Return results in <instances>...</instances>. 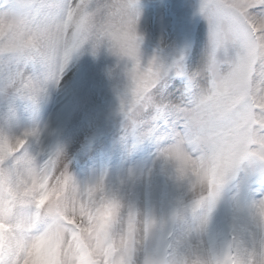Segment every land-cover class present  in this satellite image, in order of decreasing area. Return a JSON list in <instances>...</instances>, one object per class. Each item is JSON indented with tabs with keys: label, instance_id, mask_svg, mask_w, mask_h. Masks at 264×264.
I'll list each match as a JSON object with an SVG mask.
<instances>
[{
	"label": "snow or ice",
	"instance_id": "1",
	"mask_svg": "<svg viewBox=\"0 0 264 264\" xmlns=\"http://www.w3.org/2000/svg\"><path fill=\"white\" fill-rule=\"evenodd\" d=\"M196 13L207 32L190 67L187 46L143 53L140 0H0V212L30 173L23 198L52 201L43 264H264V0H198ZM85 49L117 58L124 138L156 147L146 171L81 181L38 127L10 130ZM154 174L174 189L159 207L129 194Z\"/></svg>",
	"mask_w": 264,
	"mask_h": 264
},
{
	"label": "rangeland",
	"instance_id": "2",
	"mask_svg": "<svg viewBox=\"0 0 264 264\" xmlns=\"http://www.w3.org/2000/svg\"><path fill=\"white\" fill-rule=\"evenodd\" d=\"M198 0H140L138 31L142 51L150 56L158 47L168 52L187 46L186 62L194 67L206 41V22L196 13ZM179 83V81H176ZM124 85L117 58L106 50L95 56L87 49L75 56L58 84L48 86L35 112L21 103L9 122L13 132L41 130L45 146L60 144L71 173L81 181L105 173L109 180L126 178L151 167L156 147L145 142L132 147L124 138L119 92ZM171 182L154 174L129 188L138 202L157 207L173 194Z\"/></svg>",
	"mask_w": 264,
	"mask_h": 264
},
{
	"label": "clouds",
	"instance_id": "3",
	"mask_svg": "<svg viewBox=\"0 0 264 264\" xmlns=\"http://www.w3.org/2000/svg\"><path fill=\"white\" fill-rule=\"evenodd\" d=\"M60 163L69 170L64 157L61 158ZM31 180L30 173H18L12 178L11 184L4 188L5 203L3 211L0 212V264H43L44 258L54 246V241L49 235L52 221L47 215L48 207L52 201L45 203L42 208L33 209L30 202L23 198L25 186ZM51 180L55 182V174L52 175ZM9 191L13 194L11 200L7 196ZM55 198L56 193H53V199ZM68 215L72 216V212L69 211ZM123 216L124 210L122 209V219ZM75 218L87 225V220L81 221L78 213ZM120 226L122 225H117L118 228ZM137 228L142 234L143 221L137 224ZM68 239L69 234L66 232L65 242ZM148 259L150 257L142 259L141 264H147Z\"/></svg>",
	"mask_w": 264,
	"mask_h": 264
}]
</instances>
